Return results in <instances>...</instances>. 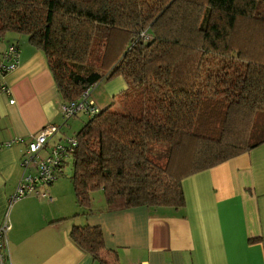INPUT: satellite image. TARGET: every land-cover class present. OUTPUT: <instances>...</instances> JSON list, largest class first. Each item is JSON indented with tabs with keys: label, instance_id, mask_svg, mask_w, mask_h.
Wrapping results in <instances>:
<instances>
[{
	"label": "trees",
	"instance_id": "trees-1",
	"mask_svg": "<svg viewBox=\"0 0 264 264\" xmlns=\"http://www.w3.org/2000/svg\"><path fill=\"white\" fill-rule=\"evenodd\" d=\"M259 5L256 0H0V40L10 44L26 37L41 50L63 102L116 76L127 85L121 97L130 89L137 93L133 106L102 109L74 135L69 181L78 207L88 209L91 194L100 190L107 209L180 208L185 177L264 145ZM94 32L103 41L102 52L94 55L104 73L80 75L66 61L84 62V54L93 51ZM70 238L104 263L97 227H73Z\"/></svg>",
	"mask_w": 264,
	"mask_h": 264
},
{
	"label": "crops",
	"instance_id": "crops-1",
	"mask_svg": "<svg viewBox=\"0 0 264 264\" xmlns=\"http://www.w3.org/2000/svg\"><path fill=\"white\" fill-rule=\"evenodd\" d=\"M15 42L18 63L0 92V143L13 141L0 149V223L7 215L11 264H101L72 241L73 227L100 230L103 264H264V145L185 177L180 208L107 209L100 190L80 208L62 177L41 188L51 201L26 196L10 204L26 142L46 125L58 127L47 148L64 137V102L44 53L26 37ZM6 45L0 40V54ZM126 88L116 76L93 85L89 98L99 111L114 110Z\"/></svg>",
	"mask_w": 264,
	"mask_h": 264
},
{
	"label": "built area",
	"instance_id": "built-area-1",
	"mask_svg": "<svg viewBox=\"0 0 264 264\" xmlns=\"http://www.w3.org/2000/svg\"><path fill=\"white\" fill-rule=\"evenodd\" d=\"M17 58V44H7L3 53L0 54V92L6 91L3 79L17 66ZM91 88L92 86L85 89L77 99L60 104L59 110L64 120L79 113L91 118L99 112L89 98ZM9 103H13V100H10ZM57 131V126L46 125L26 142V149L20 160L23 173L8 199L10 204L26 196L48 197L45 192L41 191V188L48 187L62 175L64 166L68 163V159L70 160L71 154L77 146L75 137L64 136L48 150V138ZM12 142L0 143V149L11 145ZM43 150H48L47 156L40 157L39 153ZM48 200L51 201V198L48 197ZM9 229V220L5 215L0 223V264H11L7 243Z\"/></svg>",
	"mask_w": 264,
	"mask_h": 264
},
{
	"label": "rangeland",
	"instance_id": "rangeland-1",
	"mask_svg": "<svg viewBox=\"0 0 264 264\" xmlns=\"http://www.w3.org/2000/svg\"><path fill=\"white\" fill-rule=\"evenodd\" d=\"M76 1L79 3L81 0H76ZM256 1L260 2L258 9L259 10L264 9V0H256ZM89 31H91V30H89ZM94 33H95L96 37L93 34L91 46H90V48H92L93 51L92 52L89 51L88 53L84 54L85 60H84V62H82L80 64H78L77 62H73L71 60H67L66 65H67L68 69H71L72 71H76V73H78L80 75H81V73L84 74L86 72H91V71H99L101 73H104V71L102 70V65L100 64L99 61L97 62V60L95 59V55H94L96 52H102L103 41L98 38L96 32H94ZM253 33L258 38V36H259L258 32L255 31ZM249 45H250V48L254 47L252 40L249 42ZM258 50H261V49L258 48ZM127 92L128 93L123 95L122 97H120L119 100L115 99V102L117 100V102L115 103L116 106L114 108L115 112L122 111L128 105H131V106L134 105V103H132V101L135 99L137 93L135 94L134 90H132V89H130ZM136 92H138V91H136ZM61 120L63 121V123L61 122V124H60L61 126H60L59 133L65 137L74 136L82 128V126L84 124H86L88 121L87 117H85L82 113H79L76 118H71V119L69 118L67 120H64L61 117ZM259 122L261 124H264V116H262L260 118ZM50 146L51 145H48V148H47L48 150H49ZM48 150L40 151V153H39L40 157L47 156ZM73 171H74V167H73L72 161H70L68 159V163L64 166L63 174L61 176L62 177L61 180H68L69 181L70 177L73 175ZM96 192H98V191H95L94 193H96ZM95 196H97V195H95ZM91 198H92V195H91Z\"/></svg>",
	"mask_w": 264,
	"mask_h": 264
}]
</instances>
